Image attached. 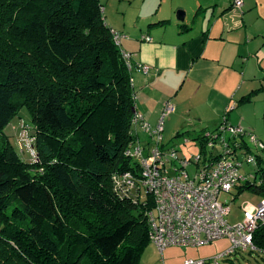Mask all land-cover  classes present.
Instances as JSON below:
<instances>
[{
  "label": "trees",
  "instance_id": "1",
  "mask_svg": "<svg viewBox=\"0 0 264 264\" xmlns=\"http://www.w3.org/2000/svg\"><path fill=\"white\" fill-rule=\"evenodd\" d=\"M122 52L100 0H0V264H139L152 200L123 198L112 181L139 168L126 155L136 102ZM23 109L37 162L4 138ZM217 130L195 138L205 167L223 154L204 145ZM241 143L257 165L238 191L264 200V149ZM254 247L264 254V222Z\"/></svg>",
  "mask_w": 264,
  "mask_h": 264
},
{
  "label": "crops",
  "instance_id": "2",
  "mask_svg": "<svg viewBox=\"0 0 264 264\" xmlns=\"http://www.w3.org/2000/svg\"><path fill=\"white\" fill-rule=\"evenodd\" d=\"M100 2L106 25L122 35L121 50L132 55L136 108L144 120L156 125L171 101L175 132L195 140L225 122L264 143V0H243L241 14H234L231 0ZM110 5L116 19L105 16ZM250 95L251 101L240 102ZM183 113L189 115L184 123ZM149 245L139 264H170ZM187 249L170 247L163 255L206 259Z\"/></svg>",
  "mask_w": 264,
  "mask_h": 264
},
{
  "label": "built area",
  "instance_id": "3",
  "mask_svg": "<svg viewBox=\"0 0 264 264\" xmlns=\"http://www.w3.org/2000/svg\"><path fill=\"white\" fill-rule=\"evenodd\" d=\"M234 14H241L243 0H231ZM113 40L120 47L122 35L113 31ZM150 42L151 39L146 37ZM129 71H133L132 55L122 52ZM140 70L148 73L147 66ZM133 80H131L132 84ZM136 99V97H135ZM136 112L132 119V135L136 140L126 155L139 165L138 171H127L113 176V187L117 194L129 198L134 203H142L148 197L152 200V208L146 211L149 227V238L162 256L170 247L200 248L215 241L227 240L228 249L214 258V264L238 251L254 252V233L259 223L264 222V200L255 207L242 208L243 220L229 224L227 217L230 208L219 200L221 194L241 186L254 175L241 173L244 163L256 166L257 161L251 154L240 160L237 151L241 148L242 139L251 149L262 150L264 145L251 132L241 126L222 124L214 133H208L205 147L213 149L219 146L222 155L209 167L202 162V157L181 158L175 149L163 144L164 121L175 107L167 102L161 111L160 119L155 126L144 120L142 114ZM147 137L146 147L152 145L149 154L144 157L145 145H141L139 134ZM32 158L36 159L33 149V138L28 136L27 129L22 134ZM240 141V142H239ZM214 150V149H213ZM219 154V153H218ZM199 164V165H198ZM189 166L196 168L195 175L190 176ZM145 195L141 196V191ZM205 260H187L184 264H205Z\"/></svg>",
  "mask_w": 264,
  "mask_h": 264
},
{
  "label": "rangeland",
  "instance_id": "4",
  "mask_svg": "<svg viewBox=\"0 0 264 264\" xmlns=\"http://www.w3.org/2000/svg\"><path fill=\"white\" fill-rule=\"evenodd\" d=\"M109 10L110 12L108 14L106 13L105 16L108 17L111 14L112 19L113 18L116 19V15L114 13L112 5L109 6ZM112 10H113V14L111 13ZM132 75L134 74L132 73ZM174 116H175L174 114L168 116L164 122L163 144H165L167 148L175 149L179 157L182 158L197 157L200 152L199 141L193 140L192 138L189 137L188 134H182L181 136L180 131H178L179 133L175 132V130L173 131L172 129L178 119V117L176 118ZM182 119H183V123L186 122L187 120H189V115L187 113H183ZM24 124H26L27 129H32L33 127L30 114L25 109L21 110L18 116L14 117L11 120V122L8 124V126L4 129V138L9 140L10 144L19 154L20 158L23 161L31 162L33 160V162H37L38 161L37 156L35 160L32 158L31 153L29 152L25 142L22 139V134L24 132L23 131ZM139 138L141 141V145L143 146L145 145L143 156L146 157L149 154V150L151 149L152 145L150 144L149 147H146L147 137L144 134L140 133ZM237 155L240 160H243L244 157L246 156L242 154V150H238ZM187 171L190 174V176L193 177L195 175L196 168L194 166H189ZM255 171L256 169L254 167L244 164L241 173H243L244 175H248V174L254 175L256 173ZM256 176L258 179L259 175ZM144 195H145V191L142 190L141 196ZM219 200L230 208V214L227 217L228 223L236 224L243 220L242 208L255 207L261 202L262 199L260 196L253 194L249 191H243L239 193L238 188H235L231 191V194H221L219 196ZM149 246H153V245L150 244ZM228 247H229V243L227 240H219L204 247L194 248V249L191 248L187 250L195 255H202V258H206L205 264H214L213 261L214 258L223 254L228 249ZM173 254L174 253H172V256H169V258H166L167 253L165 252V254L163 255L164 257L162 256V258L160 259L163 260V258H165L166 260L169 261L170 264H184V261H182L180 255H176V254L173 255ZM143 264H147L146 260ZM218 264H264V254H259L256 252L238 251L227 258L219 260Z\"/></svg>",
  "mask_w": 264,
  "mask_h": 264
},
{
  "label": "water",
  "instance_id": "5",
  "mask_svg": "<svg viewBox=\"0 0 264 264\" xmlns=\"http://www.w3.org/2000/svg\"><path fill=\"white\" fill-rule=\"evenodd\" d=\"M181 16L183 17L184 16V14L181 12ZM182 17H181V19H182Z\"/></svg>",
  "mask_w": 264,
  "mask_h": 264
}]
</instances>
